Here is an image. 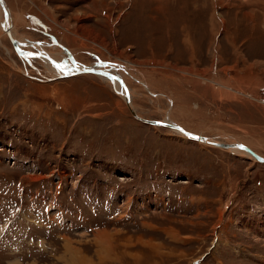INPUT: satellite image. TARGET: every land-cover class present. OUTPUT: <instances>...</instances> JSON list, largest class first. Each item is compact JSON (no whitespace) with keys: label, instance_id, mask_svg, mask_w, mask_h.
Listing matches in <instances>:
<instances>
[{"label":"rangeland","instance_id":"rangeland-1","mask_svg":"<svg viewBox=\"0 0 264 264\" xmlns=\"http://www.w3.org/2000/svg\"><path fill=\"white\" fill-rule=\"evenodd\" d=\"M6 2L24 50L69 51L140 116L264 157V0ZM2 16L0 264H264V163L140 121L105 76L56 78Z\"/></svg>","mask_w":264,"mask_h":264},{"label":"water","instance_id":"water-1","mask_svg":"<svg viewBox=\"0 0 264 264\" xmlns=\"http://www.w3.org/2000/svg\"><path fill=\"white\" fill-rule=\"evenodd\" d=\"M0 7L2 9V13H3V19L4 21L6 22V28L4 30L5 34L7 35L11 45L13 46V48L15 49V51L17 53H20L22 54L23 56H27V61L30 57H36L37 56V53L36 51H30V50H26V51H23L20 49V47L18 46V42L15 40V38L12 36L11 34V31H10V26L11 24L9 23V10H8V7L5 3L4 0H0ZM35 43V41H34ZM36 43H39L40 42H37ZM70 59H73L70 52L67 51ZM75 62V61H74ZM55 65L56 67H61L62 64H60L59 62H55ZM66 70H63V73L62 74H58L56 75L55 77L56 78H63V77H69V76H73V75H77V74H83V73H93V74H96V75H101V76H105L107 79H109L111 82L113 81L115 75L113 73H110L108 71H105V70H101V69H97V68H94L92 66H84L83 68H79V69H73V70H70V68H65ZM52 78L50 80H53V79H56V78ZM124 84V81L123 80H120V85L122 86ZM118 93V91H116ZM120 95H122L121 93H119ZM122 97L126 100V102L129 101V94H128V90H125L124 91V94L122 95ZM133 112V111H131ZM139 120H141L142 122L144 123H147V124H151V125H166L168 127H170V129L173 128V130H178V131H181L183 132V134L188 138V139H192V140H195V141H200V142H203V143H212L213 145H219L221 147H225V149H228L230 147H232L231 145H224V144H216L214 142H211L209 140V137H201L199 136V134H196V133H193V132H189L188 130H185L184 128H182V126H180L179 124H176L175 127H172L169 123H166L164 121H160V120H153V119H147V118H139ZM233 147H240L239 145L237 146H233ZM244 148V147H243ZM262 157V156H261ZM260 155L257 156V160L256 161H259L261 163H264V159L261 158Z\"/></svg>","mask_w":264,"mask_h":264},{"label":"bare ground","instance_id":"bare-ground-1","mask_svg":"<svg viewBox=\"0 0 264 264\" xmlns=\"http://www.w3.org/2000/svg\"><path fill=\"white\" fill-rule=\"evenodd\" d=\"M5 1V3H6V5H7V7H8V10H9V15H10V17H11V12H10V9H9V6H8V4H7V2H6V0H4ZM1 11H2V9H1V7H0V15H1ZM10 17H9V23H10ZM1 26H2V28H6V22L4 21V19H3V16L1 17ZM10 31H11V34H12V36L15 38V40L18 42L17 44H18V46L20 47V49L21 50H23V51H26V50H24L22 47H23V44H22V42L20 43V41L17 39V36L15 35V33H14V30L12 29V25L10 26ZM41 43V42H40ZM30 44H39V43H34V42H30ZM32 51V50H31ZM37 53V57H39V58H41L42 60H44L45 61V64H46V67L52 72V73H54V76H56V75H58V74H62L63 73V70H66L65 68H70V70H77V69H79V68H83L84 67V65L83 66H80V67H76V66H79V65H74V64H77L76 62H74V60L72 59V64H70V63H61L60 61H59V63L60 64H62V66L61 67H59V70H57V68L55 69L52 65L54 64L55 65V62H58V61H56V59L55 58H53V57H51V56H49L48 54L46 55V54H42V53H40V52H36ZM20 54V53H19ZM21 56H23L22 54H20ZM54 56H56V55H54ZM23 57H25V56H23ZM25 59H27V56L25 57ZM31 59V58H30ZM55 59V60H54ZM59 59V58H58ZM57 59V60H58ZM29 60V59H28ZM62 60V59H61ZM30 61V60H29ZM51 62L53 63L52 65H51ZM86 66V65H85ZM94 68H97V69H101V68H98V67H95V66H93ZM73 68V69H72ZM101 70H104V69H101ZM105 71H107V70H105ZM108 72H110V71H108ZM110 73H113V72H110ZM114 75H115V77H114V79H113V81L111 82V84L113 85V87H114V89L116 90V91H118L119 93H121L122 95L124 94V91L125 90H128V94H129V101L128 102H126L127 103V105H128V107H129V109H130V111H133V112H131L132 114H133V116L135 117V118H137L138 119V117L139 118H141L142 116H140L139 114H138V112H137V110H136V108L134 107V105H133V102H132V100H131V95H130V92H129V88H128V86H127V84H126V82H125V80L124 79H122L119 75H117V74H115V73H113ZM120 80H123L124 81V84L121 86L120 85ZM118 93V94H119ZM121 95V96H122ZM126 101V100H125ZM142 118H144V117H142ZM154 120V119H153ZM141 121V120H140ZM160 121H164V122H166L165 120H160ZM166 123H169L172 127H175L176 126V123H172V122H166ZM183 128V127H182ZM173 129V128H172ZM185 129V128H184ZM186 130V129H185ZM175 131H177L178 133H181L182 135H184L183 134V132H181V131H178V130H176L175 129ZM189 131V130H188ZM189 132H191V131H189ZM196 134H198V133H196ZM185 136V135H184ZM199 136H201V137H203L204 135H202V134H199ZM204 137H207L208 138V136H204ZM209 140L211 141V142H214V143H216V144H224V145H231L232 147H230L229 148V150H232V151H236V152H238V153H242V152H245V153H247V154H249L250 156H253L255 159H257V156H258V154L253 150L252 151V149H250V147H248L247 145H245V144H243V143H226V142H221V141H217V140H215V139H213V138H209ZM207 144H210V145H213L212 143H207ZM237 145H239L240 147H233V146H237ZM215 146H218V147H221V146H219V145H215ZM241 146H243V147H241ZM225 148V147H224ZM244 154V153H243ZM261 157V156H260ZM261 158H263L264 159V157H261Z\"/></svg>","mask_w":264,"mask_h":264},{"label":"built area","instance_id":"built-area-1","mask_svg":"<svg viewBox=\"0 0 264 264\" xmlns=\"http://www.w3.org/2000/svg\"><path fill=\"white\" fill-rule=\"evenodd\" d=\"M58 180H60L59 175H56L55 181H58ZM63 210L64 209L57 208V207H53L51 209L49 208L44 213L41 212L40 215H39V217L41 216L40 221L41 220H43V221L36 222V221L31 220V219H28V220L30 222H32L34 225L36 224V226H39V227H41L45 221H52L53 220V223L55 224L57 222L58 214H60L61 212H63ZM27 213L33 214V211H28ZM70 224L71 223H70L69 220L65 222V225H70Z\"/></svg>","mask_w":264,"mask_h":264},{"label":"crops","instance_id":"crops-1","mask_svg":"<svg viewBox=\"0 0 264 264\" xmlns=\"http://www.w3.org/2000/svg\"><path fill=\"white\" fill-rule=\"evenodd\" d=\"M251 72H247V74H250ZM227 89H229V90H232V91H235V89L234 88H227ZM245 97H250V96H248V95H246Z\"/></svg>","mask_w":264,"mask_h":264},{"label":"snow or ice","instance_id":"snow-or-ice-1","mask_svg":"<svg viewBox=\"0 0 264 264\" xmlns=\"http://www.w3.org/2000/svg\"><path fill=\"white\" fill-rule=\"evenodd\" d=\"M241 147H243V146H241Z\"/></svg>","mask_w":264,"mask_h":264}]
</instances>
